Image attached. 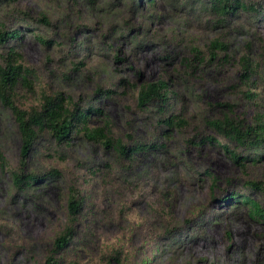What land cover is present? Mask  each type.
<instances>
[{
    "label": "rangeland",
    "instance_id": "rangeland-1",
    "mask_svg": "<svg viewBox=\"0 0 264 264\" xmlns=\"http://www.w3.org/2000/svg\"><path fill=\"white\" fill-rule=\"evenodd\" d=\"M128 1L0 0L1 20L11 21L16 9L30 18V28L12 25L21 31L9 44L35 73L39 90H59L99 107L123 144L162 146L123 163L81 135L67 145L40 137L27 170L54 168L58 174L19 192L0 172V264H98L116 250L124 264H264V220L250 217L246 204L222 201L228 192L245 194L264 211V157L240 166L217 145L195 149L186 143L196 129L208 133L201 118L218 116L216 103L228 102L247 123L264 111V20L238 12L217 23L206 0ZM244 1L264 7V0ZM40 15L49 25L36 22ZM35 35L51 42L44 45ZM215 38L227 44L222 65L192 72L176 65L191 57L192 47L205 55ZM244 54L256 65L247 84L238 62ZM159 77L169 78L177 91L172 111L182 110L188 120L185 129L166 131L165 138L155 119L136 110L132 87ZM98 88L114 93L95 95ZM245 90L254 94L252 101ZM26 100L19 103H31L33 96ZM102 119L94 114L88 125L97 127ZM19 143L9 112L0 106V150L13 169ZM205 171L216 178L213 188ZM249 180L258 188L247 189ZM69 184L77 188L81 207L73 237L56 249Z\"/></svg>",
    "mask_w": 264,
    "mask_h": 264
},
{
    "label": "trees",
    "instance_id": "trees-1",
    "mask_svg": "<svg viewBox=\"0 0 264 264\" xmlns=\"http://www.w3.org/2000/svg\"><path fill=\"white\" fill-rule=\"evenodd\" d=\"M128 2L133 3L134 0ZM145 2L151 5L154 0H145ZM205 3L216 16L215 22L217 23L224 22L225 19L233 17L238 12L247 13L256 20H264V13H262L264 7L258 3L244 0H206ZM13 17L11 21L0 19V46L4 49L0 53V106L9 112L20 143L18 162L14 169L8 166V162L0 150V172L8 174L11 188L14 191H24L33 184L50 180L58 174L54 168L42 173L27 170L26 160L29 152L34 143L44 135L50 137L58 145H67L74 135H81L86 140L96 142L101 148L114 154L116 162L123 163L131 162L132 156L138 151L161 146L151 142L123 144L119 138L112 136L109 121L104 117L99 107L83 105L81 99L72 100L69 95L59 90H39L36 85L35 73L30 67L23 64L21 53L12 44H9L19 37L21 31L19 27L12 25L20 24L25 28H30L28 23L30 18L21 9H16ZM7 22H9L8 25L10 24L9 28L6 26ZM36 22L49 25V21L44 15L36 18ZM35 37L44 45L51 42L48 37L44 38L38 35ZM226 51L227 44L215 38L207 44L205 55L192 47L190 49L191 57L181 58L179 60L181 63H176V65L190 70V72L202 66L216 68L217 65H222L229 58ZM167 57L169 56L167 55ZM115 59H117L116 53ZM238 62L242 80L244 84H247L255 73V62L249 59L246 54L240 56ZM168 82L169 78L159 77L152 82L132 85L135 89L136 110L145 113L147 119H155L156 126L160 127L164 138L167 137L166 131L172 129L182 131L188 125V120L181 113L182 110L172 111L171 105L177 98V91L172 90ZM122 83L123 79H119L117 86H121ZM113 93L114 90L111 88L104 90L98 88L94 92L95 95L104 96ZM243 95L251 101L255 97L247 90L243 92ZM29 96H33V102L19 103L20 100L27 101ZM214 106L220 108L219 115L202 117L201 125L199 124L208 133H202L196 129L195 134L189 137L186 143L195 149L203 144L217 145L223 149L231 161L240 166H243L246 160L254 162L264 157V111L255 113L251 121L247 123L243 118L234 115L228 102L216 103ZM94 114H100L103 117L101 125L97 127L88 125V119ZM108 167H112V163ZM205 177L209 179L210 187L213 188L216 178L206 171ZM245 187L257 189L258 182L249 180ZM228 194L230 195L225 196L222 201L234 199L246 204L250 217L264 220V211L256 201L248 198L245 194L240 196L230 192ZM80 207L81 197L78 190L73 184H69L66 198V224L54 238L56 249H61L73 237ZM98 264H124V262L119 251L116 250L104 256Z\"/></svg>",
    "mask_w": 264,
    "mask_h": 264
}]
</instances>
